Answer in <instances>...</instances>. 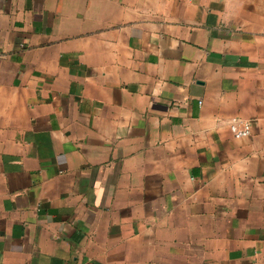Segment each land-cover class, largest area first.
<instances>
[{"label":"crops","instance_id":"crops-1","mask_svg":"<svg viewBox=\"0 0 264 264\" xmlns=\"http://www.w3.org/2000/svg\"><path fill=\"white\" fill-rule=\"evenodd\" d=\"M0 264H264V0H0Z\"/></svg>","mask_w":264,"mask_h":264},{"label":"built area","instance_id":"built-area-1","mask_svg":"<svg viewBox=\"0 0 264 264\" xmlns=\"http://www.w3.org/2000/svg\"><path fill=\"white\" fill-rule=\"evenodd\" d=\"M229 128L234 139L246 138L251 134L250 125L248 123H241V126L238 127L236 119L231 121Z\"/></svg>","mask_w":264,"mask_h":264}]
</instances>
